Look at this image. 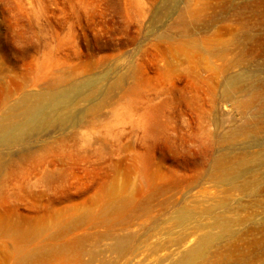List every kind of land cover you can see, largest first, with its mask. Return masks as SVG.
<instances>
[{
  "label": "rangeland",
  "instance_id": "1",
  "mask_svg": "<svg viewBox=\"0 0 264 264\" xmlns=\"http://www.w3.org/2000/svg\"><path fill=\"white\" fill-rule=\"evenodd\" d=\"M263 9L0 0V264H264Z\"/></svg>",
  "mask_w": 264,
  "mask_h": 264
},
{
  "label": "bare ground",
  "instance_id": "2",
  "mask_svg": "<svg viewBox=\"0 0 264 264\" xmlns=\"http://www.w3.org/2000/svg\"><path fill=\"white\" fill-rule=\"evenodd\" d=\"M261 13L262 18H264V9ZM262 45H264V42ZM236 80L230 79L228 84L232 85ZM76 90L70 88L57 92L41 93L33 96L32 99H29V97L26 98L17 115L11 114L3 117V121L0 123V146H10L13 143L22 142L32 130L49 124L51 121V112L57 106L65 105ZM262 108H264V105ZM248 138L253 143L260 141L256 132H250ZM242 171L238 172V174H246L244 170ZM191 253L189 257L193 255Z\"/></svg>",
  "mask_w": 264,
  "mask_h": 264
}]
</instances>
